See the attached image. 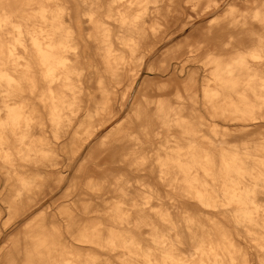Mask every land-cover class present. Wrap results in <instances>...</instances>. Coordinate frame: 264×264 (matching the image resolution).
Returning <instances> with one entry per match:
<instances>
[{"label":"bare ground","instance_id":"obj_1","mask_svg":"<svg viewBox=\"0 0 264 264\" xmlns=\"http://www.w3.org/2000/svg\"><path fill=\"white\" fill-rule=\"evenodd\" d=\"M216 1L206 0V6ZM251 1L256 3L250 9L233 7L220 22L207 26L209 34L213 30L221 33L217 40L222 46L207 47L199 60L209 68L202 89L209 107L221 116L245 121L242 124L245 129L257 132L264 125V113L259 116L264 112V0ZM81 2L82 17L75 20L71 0H0V166L14 178L16 194L28 195L18 210V213L22 210L23 217L36 209L33 188L42 176L23 171L18 162H53V152L46 146L44 115L39 105L46 108L56 137L81 106L84 66L79 54L83 40L78 23L83 19L92 41L97 66L95 83L100 96L109 92L108 75L117 77L122 67L128 66L132 77L135 76L134 71L143 59L141 51L148 39L149 22L157 34L159 24L153 18L160 12L161 0ZM100 9L106 19L97 17ZM194 16L192 13L191 17ZM107 19L115 21L116 26L113 28ZM230 29L239 32L236 35ZM249 35L254 37L250 43ZM198 47L193 44L191 52ZM172 50L176 53L178 48ZM172 75L171 80L176 79ZM210 80L214 86H210ZM40 81L42 86L38 85ZM131 87L126 104L139 92L132 117L143 130L149 133L154 127L155 136H159L163 128L177 126L184 137L175 139L168 135L160 148L144 145L135 138L131 151L116 149L115 154L129 155L130 164L137 165L138 170L148 169L156 184L146 179L139 182L120 170L98 179L91 169L85 187L102 190L104 198L84 197L74 204L87 213L106 210L124 229L97 226L89 230L66 211L70 235L113 254L119 253L123 264H136L138 258L143 259L141 264L248 263L246 253L234 243L232 234L213 219L212 225H206L201 213L195 212L186 214L181 226L169 213L176 209L174 200L162 192L163 187L169 186L193 195L209 209L221 210L239 235L262 250L258 264H264V137L238 141L235 134L218 133L214 124L212 131L217 132L213 135L214 147L207 149L200 145L194 124L202 121L196 119L192 103V95L198 90L196 71H189L183 81L166 84L136 79ZM107 106L101 97L95 99L83 124L86 132ZM160 149L165 153L161 154ZM144 165L148 167H140ZM59 173H55L58 181L63 179ZM86 193L81 191L79 198ZM77 226L78 230L72 229ZM61 236L57 215L45 212L36 227L9 250L8 263L25 256L24 264H98L96 254L70 248ZM142 237L152 242L154 250Z\"/></svg>","mask_w":264,"mask_h":264},{"label":"rangeland","instance_id":"obj_2","mask_svg":"<svg viewBox=\"0 0 264 264\" xmlns=\"http://www.w3.org/2000/svg\"><path fill=\"white\" fill-rule=\"evenodd\" d=\"M71 1L73 2L71 5L75 10V20L81 19L83 3L81 0ZM255 3L251 0H217L206 6V0H161L160 12L155 14V18H153L159 24L156 31L157 34L153 33L149 22L147 24L148 39L141 51L143 59L134 71L135 76L132 77L128 66L122 67L120 75L117 77L108 75L109 92L102 94L103 96H100L95 83L97 66L96 57L92 53V41L86 34L87 28L83 19L82 23H78L82 32L80 39L83 40V44H81L82 51H79V54L81 55V63L84 66V75L80 81L83 87V96L79 112L69 125L63 127L60 135L56 137L53 134L51 122L46 114V108L40 104L39 107L45 121L43 133L46 137V146L53 152L51 156L53 157L51 158L53 162L47 160L38 164L18 162L23 171L41 174L42 176L38 180V185L33 188L36 192V203H34L36 209L33 213L24 217L22 216V210L18 213L21 202L28 195L22 194L18 196L16 194L14 178L7 174L5 170H2L0 166V264L26 263L25 256L21 259L16 258L17 260L14 258L13 263H8L9 250L22 236L36 227L45 212H54L57 215V224H59L62 231L61 239L70 248L78 250L80 253L92 252L96 254L98 264L103 261L123 264L119 256H117L119 253L113 254L96 244L81 242L73 238L69 233L71 228H67L65 213L69 211L73 217L80 220L79 222L85 223L89 230L97 226L103 228L114 227L123 230L124 227L116 224L106 214V210L87 213L74 204L75 200H81L84 197L96 200L104 198L102 190L85 187L89 171L94 169L98 179H101L105 173L112 175L120 170L128 172L134 177V180L139 182H143L146 179L152 184H156V178L148 169L138 170L135 168L137 165L130 164L129 155L115 154L116 149L120 150V152L131 151L133 148L132 142L135 138H139L144 145L160 148V145L166 140L168 135L173 136L175 139L184 137L183 131L177 126H172L170 129L163 128L161 134L155 136L154 127L148 133L142 129L137 119H133L132 107L138 101L139 92H136L135 96L131 97L129 104H126V101L128 102L130 98L128 96L132 91V82L135 83L136 79H150V82L170 84L171 82L174 83L175 80L183 81L189 71L197 72L198 90L195 96L192 95V103L195 109L194 115L202 123L194 124L196 129L195 138L204 148L211 149L214 147L213 135L217 133L214 130L212 131L214 124L217 125L218 133L229 132L235 134V136H239L238 141L257 136L264 137V125L257 132H253L245 129L242 125L245 121L233 119L232 116H221L215 109L209 107L202 91L203 78L205 74H208L209 77V68H207L208 66L205 67L199 60V57L205 54L207 47L221 45L217 40L221 33H216V30H213V34H209L207 26L220 22L227 11L233 7L248 10ZM192 13H195L194 17H191ZM97 17L106 19L102 9L98 11ZM107 21L113 28L116 26L115 21L111 19H107ZM228 31L237 35L239 29H230ZM248 38L249 43L251 39H254L252 35H249ZM193 44L199 47L191 52L190 48ZM173 47L178 48L176 53L172 50ZM224 48L227 51L230 50L229 47ZM172 74L176 75V79L171 80ZM208 83L210 86L215 85L212 80ZM42 84L43 82L41 81L38 83L39 86H42ZM25 95L28 96V94ZM97 97L105 100L108 106L94 118L93 127L90 128L88 133L85 130L86 126L83 124L84 121L88 120L87 113L94 106V101ZM124 97H127V99L125 100ZM263 113L260 112L259 116ZM160 150L161 154L165 153L164 150ZM75 158L76 160H74ZM44 167H46L45 170H43ZM56 172H60L59 175L63 179L58 181ZM83 190L88 193L79 198L78 195ZM162 190L163 194H168L174 200L176 209L171 210L169 213H172L171 216L173 215L172 217L181 223V226L184 224L186 214L201 213V220L206 225H212L213 221L211 220L213 219L232 234L234 243L246 253L247 264H258V258L263 255L262 250L258 246L252 245L248 239L239 235L233 226L224 219L221 210L209 209L203 206L193 195H185L178 190H172L169 186L163 187ZM15 206L16 208H14ZM131 211L135 213L136 209ZM72 229L78 230L79 227H73ZM142 240L154 250L152 242L145 237H142ZM156 254L160 255L159 251H156ZM135 261H137L136 264H141L143 259L138 258Z\"/></svg>","mask_w":264,"mask_h":264}]
</instances>
